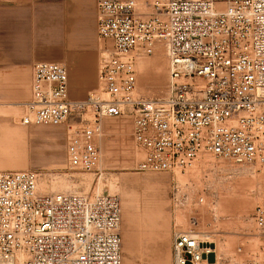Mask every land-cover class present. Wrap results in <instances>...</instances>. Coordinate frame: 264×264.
I'll return each instance as SVG.
<instances>
[{
    "label": "built area",
    "instance_id": "2783aa9c",
    "mask_svg": "<svg viewBox=\"0 0 264 264\" xmlns=\"http://www.w3.org/2000/svg\"><path fill=\"white\" fill-rule=\"evenodd\" d=\"M151 6L145 14L136 0H99L98 36L112 44L101 54L100 91L72 100L67 67L38 61L20 123L57 126L76 115L83 120L91 109L94 123L74 129L67 144L68 165L91 171L100 159L95 137L102 119L130 107L143 152L138 170L183 172L208 153L257 164L264 174V0H153ZM159 42L167 49L168 94L148 98L136 91V59ZM38 181L33 170L0 171V264H122L118 195L41 192ZM172 194L190 196L179 181ZM251 218L264 249V201ZM206 243L195 226L175 231L172 264L200 263L212 252Z\"/></svg>",
    "mask_w": 264,
    "mask_h": 264
},
{
    "label": "rangeland",
    "instance_id": "374dc122",
    "mask_svg": "<svg viewBox=\"0 0 264 264\" xmlns=\"http://www.w3.org/2000/svg\"><path fill=\"white\" fill-rule=\"evenodd\" d=\"M98 1L34 0L36 14L28 19V24L42 26L43 44L51 47V57L36 62L62 61L69 67V96L72 100L85 99L89 93L101 89V54L105 49H111L112 44L98 36ZM136 1L141 12L152 11L153 0ZM39 35L40 30H37L34 38L36 50L40 45ZM160 44L152 54L142 55L136 62L138 95L159 98L167 91V66L163 73L166 82H162L160 90L151 84L155 81L154 74L141 77L138 68L161 50L168 64L165 48ZM78 64H81L84 82L91 83L84 92L71 91L70 82L72 84L74 75L77 76ZM32 79L33 67L11 73V77L0 72V171L38 172L41 192L118 195L122 206L123 264H172L173 235L177 226L184 230L195 226L201 240H206L212 249L198 264L209 261L213 264H248L253 259L264 258L263 243L251 218L256 206L264 201V174L257 164H237L203 153L192 168L183 172L140 171L136 166L143 152L133 138L131 108L121 106L123 113L104 117L101 121L95 137L100 149L97 168L91 171L73 169L67 160L70 135L76 128L93 124L94 113L89 109L82 114L84 121L76 115L57 126L22 125L20 119L29 109L25 104L32 99ZM43 127L53 128L39 131ZM12 145H16V149H11ZM175 181L180 182L182 192L190 195L188 199L180 196L175 200L172 194ZM201 196L202 201L199 200ZM224 198L230 203L237 201L238 209L229 211L227 203L222 204ZM127 225L133 235L130 246L134 244V249L131 251L126 245L129 238V235L125 237ZM239 247L241 252L237 251Z\"/></svg>",
    "mask_w": 264,
    "mask_h": 264
},
{
    "label": "crops",
    "instance_id": "0c3cea01",
    "mask_svg": "<svg viewBox=\"0 0 264 264\" xmlns=\"http://www.w3.org/2000/svg\"><path fill=\"white\" fill-rule=\"evenodd\" d=\"M34 7V0H0V72H5V76L11 77V73L20 70H31L40 58L51 57V47L43 44L42 41V26L28 24V19L36 14ZM37 30H40L41 39L38 50L34 45ZM78 65L80 67L77 70V76L74 75L72 84L70 82L72 92L75 90L84 92L91 85L90 82L88 84L84 82L81 64ZM51 128L53 127H43L39 131H50ZM11 149H16V145H12ZM126 235H129L126 245L131 251L134 249V245L130 248V239H133V235L128 225L125 237Z\"/></svg>",
    "mask_w": 264,
    "mask_h": 264
},
{
    "label": "bare ground",
    "instance_id": "6f19581e",
    "mask_svg": "<svg viewBox=\"0 0 264 264\" xmlns=\"http://www.w3.org/2000/svg\"><path fill=\"white\" fill-rule=\"evenodd\" d=\"M162 44V46L161 47H163L164 46V48H165V55L167 56V49H166V45L165 44H163V43H161ZM160 44V45H161ZM158 47H159V45H158ZM161 47H159V48H161ZM159 50V49H158ZM164 50V49H163ZM164 53H163V51L161 50V51H159L158 52V54L156 53V56L155 57H153L150 61H151V63H150V61L148 62V63H141V64H139V72H140V75H142L141 77H144L147 73H153L154 75V82L152 83L151 82V84L154 86V87H156V89L157 90H160V88H161V86H162V82H164L165 80H163L164 78H163V73H164V71L165 70H167L166 69V66H167V68H168V74H169V64H167L165 61H164V59H163V57H164V55H163ZM142 55H139L138 57H137V59H136V62H137V60H138V58L139 57H141ZM59 63H62V64H64L66 67H67V70H68V74H69V67L64 63V62H62V61H58ZM150 64V65H149ZM167 64V65H166ZM150 67H151V70H150ZM153 71V72H152ZM166 73V72H165ZM143 79V78H142ZM166 82V81H165ZM165 85V84H164ZM166 87V86H165ZM164 87V88H165ZM167 94H168V89H167V91H166V93H165V95H163V96H161V97H159V98H164V97H166L167 96ZM25 106H27V104H25ZM45 126H56V125H45ZM247 181V180H246ZM236 183H237V181H236ZM244 183V182H243ZM238 184V183H237ZM261 185V184H260ZM241 186V185H240ZM244 186V185H243ZM264 185H262V187H263ZM238 193V192H237ZM226 195H228V194H226ZM241 197V196H240ZM244 197L245 196H243V199H244ZM238 198V197H237ZM239 199V198H238ZM237 199V200H238ZM249 199V198H248ZM243 201V200H242ZM241 202V201H240ZM244 202V201H243ZM249 202V201H248ZM225 203H227V207L229 208L228 210L229 211H233L234 212V210L237 208L238 209V202L236 201V202H232L231 201V203H230V201H229V199L228 198H224V201H222V204H225ZM251 204V203H250ZM226 205V204H225ZM246 205H247V203H246ZM242 206H244V205H242ZM226 207V206H225ZM226 207V208H227ZM241 207V206H240ZM239 207V209L241 210V208L243 209V207H241L240 208ZM224 209V208H223ZM246 209V208H245ZM230 219V218H229ZM230 221V220H229ZM234 223V222H233ZM224 225H225V223H224ZM177 230H184V228H182V227H180V226H177ZM133 245L134 244H132V246H130V248H133ZM129 248V247H128ZM127 248V249H128ZM214 263V262H213ZM211 261H209V262H207V264H213ZM123 264V263H122ZM126 264H130V263H126Z\"/></svg>",
    "mask_w": 264,
    "mask_h": 264
}]
</instances>
